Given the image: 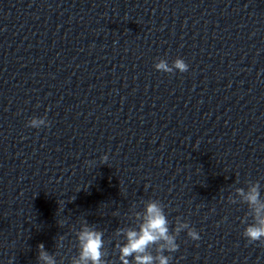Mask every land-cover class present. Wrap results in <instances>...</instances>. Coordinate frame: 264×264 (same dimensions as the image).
Listing matches in <instances>:
<instances>
[{"label":"clouds","instance_id":"1","mask_svg":"<svg viewBox=\"0 0 264 264\" xmlns=\"http://www.w3.org/2000/svg\"><path fill=\"white\" fill-rule=\"evenodd\" d=\"M188 64L181 58L173 61L169 66L165 60H160L155 64L158 71L172 73L179 70L183 73L188 71ZM28 127L39 129L41 126L48 127L50 123L46 118H32L28 121ZM107 155L102 157L107 161ZM91 163V162H86ZM259 183L253 184L245 193L244 189H237L238 194L243 198L251 210L253 222L244 229L243 236L249 243H264V200L260 196ZM230 203H235L230 200ZM169 221L164 214L163 208L157 201H151L147 204L144 222L139 230H128L126 232V243L119 246V261L121 264H170L172 257L165 255V252L175 253L179 250V244L176 238L183 230H187V235L194 241H198L200 236L198 232L189 226L188 223H178L175 229L176 235L169 234ZM119 234V231H118ZM79 242V257L72 261V264H108L104 252L103 233L90 228L84 224L77 233ZM155 246L156 254L150 250ZM38 259L42 264H56L53 255H50L44 249L43 244L38 245ZM129 258H133L130 260ZM12 264V261H9Z\"/></svg>","mask_w":264,"mask_h":264}]
</instances>
